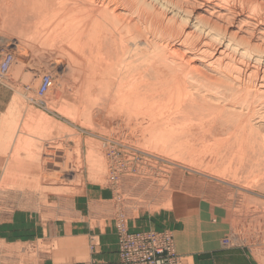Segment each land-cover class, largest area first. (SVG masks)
Here are the masks:
<instances>
[{
	"label": "rangeland",
	"instance_id": "obj_1",
	"mask_svg": "<svg viewBox=\"0 0 264 264\" xmlns=\"http://www.w3.org/2000/svg\"><path fill=\"white\" fill-rule=\"evenodd\" d=\"M11 1L0 0V85L11 94L0 120V214L17 208L62 217L73 211L85 187L108 190L118 211V260L88 264H133L127 259L137 257L124 254L120 225L127 234L167 235L166 250L157 257L161 264H181L170 230L130 231L126 224V216L137 211L168 210L179 217L210 214L223 233L221 247H237L264 264V127L227 130L199 113L186 120L175 114L173 102L137 110L125 100L109 101L108 19L93 42L86 35L77 38L71 45L83 47L75 52L67 40H42L26 26L17 29ZM102 1L116 12L123 3L95 4ZM84 47L99 57L105 53L103 60L87 63ZM44 79L49 84L43 89ZM256 102L255 110L263 113L264 100ZM100 207L108 208V201ZM49 247L43 240L18 243L11 256L31 262Z\"/></svg>",
	"mask_w": 264,
	"mask_h": 264
},
{
	"label": "bare ground",
	"instance_id": "obj_2",
	"mask_svg": "<svg viewBox=\"0 0 264 264\" xmlns=\"http://www.w3.org/2000/svg\"><path fill=\"white\" fill-rule=\"evenodd\" d=\"M11 2L17 29L26 26L42 40L52 37H56L57 42V38L67 40L71 49L81 36L91 37L89 43L99 36L105 27L103 22L108 19L109 101L125 100L137 110L140 105L166 106L173 102L174 113L179 117L199 113L206 118H216L218 127L239 132L264 127V112L260 114L254 107L256 101L264 100L262 2L122 0L119 12L107 7L104 1L98 7L95 0ZM182 3L191 4V10ZM81 47L75 48V52H80ZM93 52L91 47L87 51L84 47L81 55L89 64L98 58L103 60L104 52L103 55L100 52V57L99 52L95 55ZM252 116H256L255 124L251 123ZM183 122L185 124L184 119Z\"/></svg>",
	"mask_w": 264,
	"mask_h": 264
},
{
	"label": "crops",
	"instance_id": "obj_3",
	"mask_svg": "<svg viewBox=\"0 0 264 264\" xmlns=\"http://www.w3.org/2000/svg\"><path fill=\"white\" fill-rule=\"evenodd\" d=\"M10 91L0 85V120L10 102ZM108 190L85 187L74 209L62 217L45 218L36 211L13 209L0 214V264H88L118 260L114 199ZM108 208H101L106 204ZM130 231L168 229L181 264H256L239 248H223V233L208 213L179 217L176 211H137L126 216ZM50 243L31 262H17L11 254L18 243ZM53 244L55 247H53Z\"/></svg>",
	"mask_w": 264,
	"mask_h": 264
},
{
	"label": "built area",
	"instance_id": "obj_4",
	"mask_svg": "<svg viewBox=\"0 0 264 264\" xmlns=\"http://www.w3.org/2000/svg\"><path fill=\"white\" fill-rule=\"evenodd\" d=\"M49 84L48 79H44L42 83V88H46ZM121 232V243L122 248L126 250L124 254L129 257L136 256V260L127 259L133 264H161V261L157 257L158 254L165 252V244L168 241V236H159L155 233L146 234H127L125 233L123 227L120 225L118 227ZM163 240V242L161 241ZM149 261V263L146 261Z\"/></svg>",
	"mask_w": 264,
	"mask_h": 264
}]
</instances>
